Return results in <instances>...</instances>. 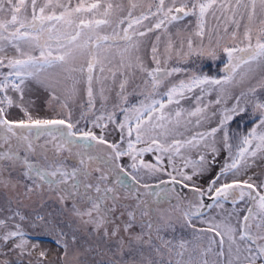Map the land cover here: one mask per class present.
<instances>
[{"label":"snow or ice","instance_id":"1","mask_svg":"<svg viewBox=\"0 0 264 264\" xmlns=\"http://www.w3.org/2000/svg\"><path fill=\"white\" fill-rule=\"evenodd\" d=\"M187 17L195 18L192 31L169 30ZM209 17L215 21L211 26ZM149 34L155 39L146 52ZM221 54L227 61L219 78L169 65L173 56L184 62L192 56L215 61ZM53 68L60 69L61 78L51 82V96L65 111L33 116L25 102L26 81ZM258 72L255 84L239 95L231 93ZM137 74L141 84L127 93ZM177 74L187 75L173 81ZM117 80L118 103L109 109L107 93ZM81 86L87 100L73 120L69 100L79 96ZM213 92L215 99H207ZM129 95L141 98L130 103ZM185 100H194L193 106L183 107ZM12 107L24 118L9 119ZM249 113L251 128H230ZM114 132L118 138L109 139ZM222 150L223 164L201 187L199 181ZM147 153L155 162L144 159ZM257 160L264 161V0H0V186L17 187L20 181L12 177L19 170L31 181L23 185L25 197L46 186L62 204L71 200L73 214L112 242L106 264H264V179L257 183L247 175ZM161 175L169 180H160V191L151 193L157 199L150 203L144 196L151 185L142 181ZM176 184L189 189L191 198L178 193ZM122 189L125 199L135 195L134 205L120 203ZM205 195L221 209L224 201L244 202V214L233 209L221 220H202L208 226L197 229L193 220L213 207L204 203ZM118 207L131 209L127 220L120 219L123 212L114 216ZM174 213L193 229L196 241L212 233L206 245L190 247L188 241L166 238L162 233L172 228ZM138 216L141 231L134 233ZM47 223L39 214L30 220L8 201L0 208V246L6 249L0 251V264H20L25 256L28 264H50L46 251H37L39 242L28 238V229L43 231ZM63 248L62 261L68 264L66 240Z\"/></svg>","mask_w":264,"mask_h":264},{"label":"rangeland","instance_id":"2","mask_svg":"<svg viewBox=\"0 0 264 264\" xmlns=\"http://www.w3.org/2000/svg\"><path fill=\"white\" fill-rule=\"evenodd\" d=\"M42 3L43 0H40ZM126 3L127 0H124ZM72 3L75 4L76 0H72ZM209 26L213 25L215 21L209 17L208 19ZM195 18L187 17L182 21L177 22L176 24L169 26V30L175 34L177 29L182 31L190 32L195 28ZM234 26L230 27L231 28ZM241 27V31H242ZM110 31V30H109ZM155 39V36L149 34L148 37L145 38L146 49H150L151 42ZM205 43L207 41L205 40ZM165 45V38L162 37V42L160 44V50L163 52V48ZM227 58L223 54H221V58L215 61L207 58V57H196L192 56L188 59L187 62L178 61V59L173 56L172 60L169 61L170 66H178L188 70V74L192 72H202L212 77L219 78L222 76L223 67L226 63ZM187 74H177L172 78L173 81H178L181 78H185ZM61 78L60 69L53 68L48 69L46 72L42 73L41 76L37 79H28L25 85V102L29 106V110L32 112L33 116L39 117H53L57 114L63 113L65 110L60 107V102L53 100L50 91V84L52 81ZM260 78V73H257L256 79L251 81H246L244 84L233 87L230 91L233 95H239L241 91L246 90L252 84H255L256 81ZM141 84V77L137 74L136 78L131 80L127 85V93H133L136 86ZM57 95L61 97V100L65 99V93L62 88H57ZM119 91V80H117L115 85H112L111 91L107 93L108 99L106 101L107 107L111 109L113 105L118 103V97L116 93ZM199 90H197L198 93ZM13 95L14 98L18 99V94L9 93ZM216 93L213 92L211 96L207 97V99H215ZM129 102L136 103L139 97L138 95H129ZM86 95L83 91V86H81V92L78 97L74 100H69V107L72 110L73 120L79 119L81 115V107L82 103L86 104ZM30 102V103H29ZM233 101L229 100V105ZM194 104V100H185L182 101V106L185 108H191ZM101 105V100L99 98L96 99V109H99ZM90 115V114H89ZM8 118L12 120H19L24 118L23 113L19 108L12 107L8 109ZM122 119V116L120 117ZM253 120L251 118L250 113L245 114L240 118H237V121L231 123L230 128L232 130H239L240 132H245L249 128L252 127ZM85 126V121H81L80 127ZM88 127H91V124H87ZM98 131V130H97ZM118 138L117 133H113L109 139ZM43 143V138L40 141ZM51 155V153H49ZM67 156V153H64ZM226 153L222 150L220 156L217 159L215 166L212 170L205 174V176L199 181L201 187H207V182L211 177L219 170V167L223 164ZM210 158V157H209ZM144 159L149 162H155V157L151 153L145 154ZM123 162H127V158H123ZM180 163V161H177ZM68 167L71 168L74 164V160L69 158ZM171 171V168H169ZM95 175V174H94ZM247 175H251L254 177L255 181L259 183L260 180L264 179V161L257 160L256 166L251 167L248 170ZM247 175H242L241 179H247ZM13 181H20V184L15 187L5 188L0 186V208H6L8 205V201H11V207L13 209L19 208L22 214L29 217L30 220L34 219L37 214L43 216L45 221L48 223L43 227V231L40 229L32 230L28 229L29 236L28 238L34 242H39V248L37 251L43 250L47 253V261L50 264H63L62 258L64 254L63 241L66 240L68 242V264H106L109 259L110 252L109 248L112 245L111 241L106 240L103 237L102 233H97L93 231L91 225L84 224L80 218L76 217L71 211L72 201L68 200L66 203L62 204L58 195L49 191L45 186L44 189H37L33 193L28 194V196H24V187L25 184H31V181L26 180L19 174V170L13 174ZM169 180L167 175H161L160 177H151L145 178L142 183H148L151 185V191L147 196H144L145 190L140 188V195L144 196L145 199L149 200L151 203L155 201L157 198L151 193L160 191L156 185L160 184V180ZM179 179V177H178ZM128 183L131 185V180H128ZM160 187H164L161 185ZM169 188H172L173 185L169 184ZM83 191V189H81ZM179 193L186 197L191 198L192 193L189 189H184L183 191L179 190ZM18 194H20L18 196ZM125 195L127 193L122 189L121 190V200L120 203L124 205H134L136 203L135 195L130 196L128 199H125ZM163 195V193H162ZM210 195V194H209ZM209 195H205L203 197V201L205 204H208L210 199ZM19 200V202H17ZM78 204L81 205L82 208L88 207V205L84 204L83 201L77 200ZM176 201L173 198L172 203L174 204ZM187 203V200L184 201ZM213 203L212 208L205 207L202 209L203 216L202 218H197L193 220V223L196 225L197 229L206 228L208 225L202 223V220H207L210 217H215L217 220H221L228 215V213L233 212V209H236L239 215H243V209L245 208L244 202H238L236 205H233L231 200L223 202V208H218ZM155 206V205H153ZM163 207L167 208V202H164ZM131 210V209H127ZM127 210L123 207H118L114 216L120 217V213L123 212L124 216L120 217L121 220H127ZM206 210V211H205ZM150 217H144L145 220ZM140 217H137V223L134 225L132 231L139 232L141 231V225L139 223ZM172 228L167 229L163 235L166 238H173L176 241L184 240L190 242V247L195 245L196 243H200L202 245H206L207 236H212V233H208L205 236L203 241H196L194 238L193 229L188 227L183 219L180 217L179 213H174L171 216ZM232 223H236V216H233ZM27 227V224H26ZM49 229L51 231H49ZM174 229V230H173ZM60 233H63V237L60 236ZM75 236V241L73 242L72 237ZM35 237L43 238L44 240L35 239ZM61 240V243H57V240ZM217 241L219 238H216ZM0 251H6L2 246H0ZM3 256H0V259H3ZM11 261H16V256L11 255L8 257ZM35 260V253L31 258ZM29 257L25 256L21 259L20 264H28Z\"/></svg>","mask_w":264,"mask_h":264},{"label":"water","instance_id":"3","mask_svg":"<svg viewBox=\"0 0 264 264\" xmlns=\"http://www.w3.org/2000/svg\"><path fill=\"white\" fill-rule=\"evenodd\" d=\"M174 187L176 188V191L178 193H179V190L183 191L185 189L181 184H176ZM210 201H213V200L210 199Z\"/></svg>","mask_w":264,"mask_h":264},{"label":"flooded vegetation","instance_id":"4","mask_svg":"<svg viewBox=\"0 0 264 264\" xmlns=\"http://www.w3.org/2000/svg\"><path fill=\"white\" fill-rule=\"evenodd\" d=\"M208 204H210V201H209ZM205 211H206V210H205ZM35 239L44 240L43 238H38V237H35Z\"/></svg>","mask_w":264,"mask_h":264}]
</instances>
